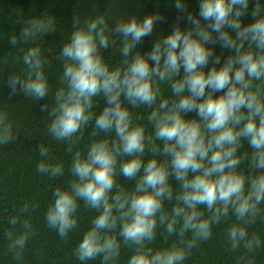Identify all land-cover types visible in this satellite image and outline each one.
<instances>
[{
    "label": "clouds",
    "instance_id": "9594fccd",
    "mask_svg": "<svg viewBox=\"0 0 264 264\" xmlns=\"http://www.w3.org/2000/svg\"><path fill=\"white\" fill-rule=\"evenodd\" d=\"M249 2L199 0L194 16L186 0H174L183 14L178 20L189 26L177 22L147 53L137 45L154 34L158 12L118 19L115 27L104 15L73 16L54 57L62 63L54 92L47 68L55 50L41 44L53 20L32 17L19 38L11 36L23 68L8 76L10 95L19 90L32 101L51 97L53 106L40 109L50 121L47 133L72 154L71 178L52 192L47 227L63 240L78 225L81 202L96 213L74 249L80 264H118L124 248L131 251L127 264H185L225 223L228 250L242 253L238 264H253L249 257L264 245L253 230L264 224V5L255 0L252 22L242 25ZM216 44L231 52L223 63ZM117 45L120 59L106 60L102 50ZM142 107L149 110L146 118L134 111ZM189 113L195 117L186 118ZM89 128L90 143L74 151ZM18 135L19 126L0 109V145ZM37 151L39 174L65 175L48 147L39 144ZM37 207L25 202L8 221L7 249L17 264L34 235L28 214Z\"/></svg>",
    "mask_w": 264,
    "mask_h": 264
},
{
    "label": "trees",
    "instance_id": "16d2710c",
    "mask_svg": "<svg viewBox=\"0 0 264 264\" xmlns=\"http://www.w3.org/2000/svg\"><path fill=\"white\" fill-rule=\"evenodd\" d=\"M260 2L264 5V0ZM186 4L190 13L194 16L198 15L199 0H186ZM254 6L255 0H250L248 15L242 18V25L252 22L250 13ZM156 12L161 15L162 20L156 25L154 34L145 37L137 45L136 50L142 53L149 52L155 39L160 35L169 34L177 22L182 28L189 26L186 21L178 20L183 14L175 8L174 0H0V61L5 58L7 61L0 63V109L6 110L14 124L19 126V135L16 140L8 145H0V264H17L7 249L8 240L5 237V231L9 230V219L25 202L30 205L37 204L38 207L28 214L34 227V235L27 242L22 264H80L74 255V249L82 240L86 230L90 228V222L96 215L95 211L84 208L81 202L78 210V225L63 240L55 230L47 227L45 213L52 201V192L56 187L66 186L71 178L68 167L72 154L68 153V145L65 142H56L47 133L50 121L46 113L41 112L40 109L45 103L49 104V108L53 106L51 97L32 101L25 98L19 90L15 95H10V89L7 86L8 76L13 72L19 74L23 68L20 61L23 53L15 49V47L19 48V45L14 47L9 43L11 36L15 33L19 38L23 24L32 17L53 20V32L46 34L41 44L45 49L55 50L53 56L49 57L50 64L47 68L50 88L54 92L59 87V76L62 72V63L54 57L72 31L73 16H80L83 21L85 18L104 15L110 27H115V21L118 19H127L131 15L143 19L146 15ZM23 47L26 50L29 46ZM214 53L221 56V63L231 54L229 50L222 49L219 44L214 46ZM102 54L106 60L115 63L120 59L119 46L102 50ZM211 66L209 63L205 71H208ZM162 91L165 96L170 93L167 86H164ZM99 104L102 109V99ZM99 110L98 108L97 111ZM134 111L145 118L149 113V110L143 107ZM194 117L195 113H189L186 118ZM90 132L89 128L80 144L74 146V151H83L86 148L90 143ZM39 144L49 148L56 158L53 162L63 163L65 168L63 177L49 179L47 175L37 172V165L42 159L37 151ZM118 182L128 189L131 188L130 181L120 178ZM226 227V223L215 226L211 239L193 249L192 255L185 264H238V257L242 253H233L226 247L224 235ZM253 230L259 232L264 241V224L258 222ZM154 246L157 248L162 246L159 232ZM130 255L129 249H122L118 264H127ZM249 258L253 264H264V245ZM87 264H100V262L97 259Z\"/></svg>",
    "mask_w": 264,
    "mask_h": 264
}]
</instances>
